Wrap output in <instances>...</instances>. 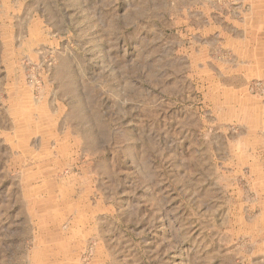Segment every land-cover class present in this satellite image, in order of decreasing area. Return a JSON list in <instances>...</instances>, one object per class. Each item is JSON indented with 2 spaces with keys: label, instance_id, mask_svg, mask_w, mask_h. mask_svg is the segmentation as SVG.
Masks as SVG:
<instances>
[{
  "label": "rangeland",
  "instance_id": "rangeland-1",
  "mask_svg": "<svg viewBox=\"0 0 264 264\" xmlns=\"http://www.w3.org/2000/svg\"><path fill=\"white\" fill-rule=\"evenodd\" d=\"M240 3L0 0V264H264Z\"/></svg>",
  "mask_w": 264,
  "mask_h": 264
},
{
  "label": "crops",
  "instance_id": "crops-1",
  "mask_svg": "<svg viewBox=\"0 0 264 264\" xmlns=\"http://www.w3.org/2000/svg\"><path fill=\"white\" fill-rule=\"evenodd\" d=\"M242 1L238 7V13L246 15L243 21L247 23V26L243 27V31L247 32V35H238L239 45H246L249 48L264 47V0H239ZM256 32L263 33L262 36L256 38ZM240 34V33H239ZM248 64L252 63V56L248 53Z\"/></svg>",
  "mask_w": 264,
  "mask_h": 264
}]
</instances>
